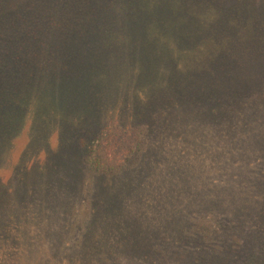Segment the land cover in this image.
Instances as JSON below:
<instances>
[{"label": "rangeland", "instance_id": "rangeland-1", "mask_svg": "<svg viewBox=\"0 0 264 264\" xmlns=\"http://www.w3.org/2000/svg\"><path fill=\"white\" fill-rule=\"evenodd\" d=\"M9 24L0 264H264V0H0ZM108 130L132 150L104 177Z\"/></svg>", "mask_w": 264, "mask_h": 264}, {"label": "trees", "instance_id": "trees-1", "mask_svg": "<svg viewBox=\"0 0 264 264\" xmlns=\"http://www.w3.org/2000/svg\"><path fill=\"white\" fill-rule=\"evenodd\" d=\"M89 14L92 15V20L98 19L95 18L96 16L98 17L100 16V12L99 9H97V5L95 4L93 5L92 11ZM13 24H9L8 26L6 25L5 29H3L0 34V69H1V65L4 64L5 62L4 56L8 54L10 51H15L16 48H14V43L20 42V40H22L21 38L22 35L16 36L17 33L14 31L16 25ZM71 27L72 26H68L65 27V29L69 28L68 30H73V32L75 30H79V31L82 30L79 28L80 24H77L75 29H72ZM63 28L62 30H65ZM107 132L108 135L103 134L97 143L98 145L96 147L91 148L90 151L92 152V154H90V157L92 156L94 159H92V161L90 162L91 164L87 165L96 174L104 177L113 176L118 172L122 171L123 169L126 168L128 169L130 165H124L126 159L124 156L129 152H131L132 150V149L131 150L126 149L125 144H122V146L120 144L119 148H117L119 134L118 136H116V134L111 130H108ZM124 142H126V140ZM85 160L86 162H89V156Z\"/></svg>", "mask_w": 264, "mask_h": 264}]
</instances>
